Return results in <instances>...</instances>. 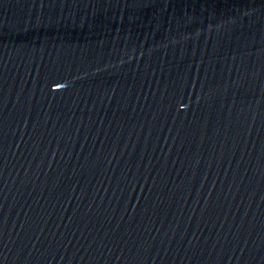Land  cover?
Segmentation results:
<instances>
[{
	"label": "water",
	"instance_id": "water-1",
	"mask_svg": "<svg viewBox=\"0 0 264 264\" xmlns=\"http://www.w3.org/2000/svg\"><path fill=\"white\" fill-rule=\"evenodd\" d=\"M0 264H264V0H0Z\"/></svg>",
	"mask_w": 264,
	"mask_h": 264
}]
</instances>
